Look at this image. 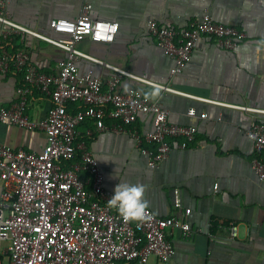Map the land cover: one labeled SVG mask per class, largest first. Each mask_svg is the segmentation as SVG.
I'll return each instance as SVG.
<instances>
[{
  "label": "crops",
  "instance_id": "crops-1",
  "mask_svg": "<svg viewBox=\"0 0 264 264\" xmlns=\"http://www.w3.org/2000/svg\"><path fill=\"white\" fill-rule=\"evenodd\" d=\"M84 6H90L89 18L116 23L118 30L112 42L84 39L78 49L103 64L189 95L163 92L128 77L119 83L123 93L135 90L158 100L171 123L197 128L193 144L185 150L173 149L159 168L151 170L131 138L111 133L86 138L85 131L92 125L82 124L79 140L97 159L105 189L113 191L118 183L142 185L147 208L160 218L182 217L190 209L186 219L191 234L184 238L179 230H171L167 235L176 249L171 264H264V182L251 168L255 153L247 134L253 123L264 121V114L196 99L264 111V0H11L9 11L16 23L56 39L65 36L51 29V20H76ZM205 14L244 32L246 40L236 50L224 51L212 39L201 38L182 73L170 81L174 61L152 43L147 21L183 29ZM11 46L25 49L45 74L57 73L59 62L67 58L65 51L29 35L10 38L7 48ZM75 63L80 74L92 72L104 84L114 74L83 58ZM21 82V74H0L2 106L17 100ZM49 108V99L34 90L28 115L43 119ZM190 109L195 117L187 115ZM200 114L206 118H199ZM136 126L142 133L150 131L152 118L141 115ZM46 143L42 132L0 125V144L39 153ZM231 225L237 227L234 238ZM7 247L0 241L4 262ZM150 263L156 264L155 259Z\"/></svg>",
  "mask_w": 264,
  "mask_h": 264
},
{
  "label": "built area",
  "instance_id": "built-area-1",
  "mask_svg": "<svg viewBox=\"0 0 264 264\" xmlns=\"http://www.w3.org/2000/svg\"><path fill=\"white\" fill-rule=\"evenodd\" d=\"M0 0V74H21L16 90L17 100L9 107L0 104V125L39 131L47 143L39 153L14 149L0 144V241L8 243L0 264H171L176 249L167 238L171 230H179L186 238L192 230L186 216L156 217L146 208L142 221H127L108 207L113 191L104 187V173L97 159L80 139L79 128L91 123L85 137L111 133L131 138L151 170L159 168L173 149L185 150L194 143L197 128L171 123L168 112L158 100H151L135 90L121 92L119 83L128 77L176 95L190 97L169 85H160L131 73L103 64L78 49L84 39L95 43L112 42L118 24L93 20L84 6L76 20H51L50 27L64 38H50L12 20L9 4ZM147 33L152 43L174 61L170 81L181 74L191 58L196 43L210 38L224 51L236 50L247 38L234 27L217 23L209 14L188 27L176 29L148 20ZM42 40L67 53L57 73L45 74L32 62L25 49L8 47L9 39L25 36ZM83 58L104 65L114 72L104 82L92 72L80 74L76 59ZM49 99L50 108L43 119L28 115L33 91ZM248 113L264 111L232 106L196 98ZM75 105V112L68 105ZM152 118V129L140 132L138 118ZM195 117L194 109L187 112ZM199 118L205 119L206 114ZM255 156L251 168L264 182V121H256L248 130ZM180 200H175L179 206ZM231 237L237 227L230 226Z\"/></svg>",
  "mask_w": 264,
  "mask_h": 264
},
{
  "label": "clouds",
  "instance_id": "clouds-1",
  "mask_svg": "<svg viewBox=\"0 0 264 264\" xmlns=\"http://www.w3.org/2000/svg\"><path fill=\"white\" fill-rule=\"evenodd\" d=\"M144 190L142 185L118 183L107 205L127 221H142L147 208V203L143 199Z\"/></svg>",
  "mask_w": 264,
  "mask_h": 264
},
{
  "label": "trees",
  "instance_id": "trees-1",
  "mask_svg": "<svg viewBox=\"0 0 264 264\" xmlns=\"http://www.w3.org/2000/svg\"><path fill=\"white\" fill-rule=\"evenodd\" d=\"M76 110H77V107L75 105H73V104L68 105V111L75 112Z\"/></svg>",
  "mask_w": 264,
  "mask_h": 264
},
{
  "label": "rangeland",
  "instance_id": "rangeland-1",
  "mask_svg": "<svg viewBox=\"0 0 264 264\" xmlns=\"http://www.w3.org/2000/svg\"><path fill=\"white\" fill-rule=\"evenodd\" d=\"M5 245V244H4Z\"/></svg>",
  "mask_w": 264,
  "mask_h": 264
}]
</instances>
